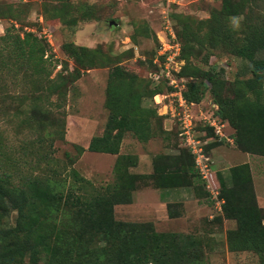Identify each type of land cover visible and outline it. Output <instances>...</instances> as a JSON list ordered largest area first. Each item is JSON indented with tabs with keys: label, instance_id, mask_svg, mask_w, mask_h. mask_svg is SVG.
<instances>
[{
	"label": "rangeland",
	"instance_id": "rangeland-1",
	"mask_svg": "<svg viewBox=\"0 0 264 264\" xmlns=\"http://www.w3.org/2000/svg\"><path fill=\"white\" fill-rule=\"evenodd\" d=\"M240 2L0 0V38L8 33L22 36L26 31L45 40L47 55L52 56L48 67L55 66L49 81L57 73L64 71L66 74L75 68L74 60L62 51L65 44L85 47L90 54L101 53L110 65L87 70L72 84L67 79V86L60 90L65 93L62 96L51 94L47 78L32 75V69L26 70L15 62L0 67V174L11 175L13 188L22 187L28 181H34L38 186L49 181L52 188L57 187L55 189L64 192V196L69 191L100 196L117 181V157H131L134 159L133 166L128 165L126 171L137 175L139 180L131 194V203L113 208L114 221L119 230L195 235L200 240V252L206 264H260L253 253H230L227 250L226 232L236 229L235 220L224 218L216 222L214 219L221 214L223 204L217 176L229 189L230 168L244 162L250 168L264 228L263 156L243 153L234 143L227 142L208 148V151L204 148L209 159V182L202 178L195 166L198 177L193 180L192 189L188 188L184 190L185 195L169 200L161 195L164 190L153 185L151 177L156 176L154 163L188 150L180 141L175 122L168 116H162V110L156 111L163 121L153 124L154 136L147 142L139 141L128 132L124 134L117 156L88 151L78 153L79 147L86 149L90 140L101 136L105 129L109 116L105 104L112 65L136 75L137 92H141L144 84L148 86L147 91H169L165 85L154 86L149 80L152 58L159 46L158 37L166 32L167 19L184 46L182 67L188 62L205 71H222L223 87L206 90L202 101L196 104L197 114L212 111L217 100L234 98V83L251 78L250 63L234 56L228 43L219 41L215 34L214 39L218 42L213 44L215 42L209 35L213 25L205 23L215 11L228 7L239 12V16L230 17L224 23L238 32L243 20L241 11H246L250 2L254 10L264 16V0H247L244 7L240 6ZM111 22L115 25H110ZM45 34H50V38H45ZM4 45L5 41L0 40V49ZM259 57H264V54ZM188 73L179 75L184 89L190 81ZM41 85L43 87L36 90ZM261 97H264V92ZM141 105L156 109L153 98L148 94L143 96ZM33 107L38 111L36 114L31 113ZM225 130L229 137H234L235 130L230 124H226ZM197 131L201 137L206 134L200 125ZM211 143L214 142L209 140ZM193 159L195 163L194 156ZM215 200L219 201V206ZM168 205H171L170 208H167ZM168 210L177 217L169 218ZM0 219L5 228H12L16 212L11 211L5 220ZM173 259V264H182L179 258ZM25 264H29L28 260Z\"/></svg>",
	"mask_w": 264,
	"mask_h": 264
},
{
	"label": "trees",
	"instance_id": "trees-1",
	"mask_svg": "<svg viewBox=\"0 0 264 264\" xmlns=\"http://www.w3.org/2000/svg\"><path fill=\"white\" fill-rule=\"evenodd\" d=\"M246 1L241 0L240 6L244 7ZM252 4L250 2L246 11L242 9L243 20L238 32L224 23L230 17L239 16V12L228 7L215 11L217 16L214 13L205 24L213 25L212 31L209 30L213 44L218 42L214 39L215 34L219 41L228 43L234 56L250 63L251 78L234 83V98L217 100L215 115L234 128L235 135L231 138L239 151L264 157V97H261L264 92V57H259L264 54V16L256 12ZM177 38L182 46L183 60L184 46L180 37ZM0 40L5 41L0 49L1 68L15 62L26 70L32 69V75L47 78L51 94L58 96L65 95L60 90L67 86V79L72 84L87 70L110 66L101 53L90 54L85 47L65 44L62 51L74 60L75 68L66 74L59 72L49 81L55 66L48 67L52 56L47 55L45 40L26 31L22 36L8 33ZM152 66V70L155 69ZM111 68L105 104L109 116L105 129L101 136L90 140L86 149L79 147V155L88 151L117 156L125 133H132L139 141L147 142L154 136L153 124L163 121L158 117L157 109L141 105L143 96L148 94L153 98L160 92L155 89L147 91V84L137 92L136 75L118 65ZM187 73L190 81L183 96L188 103L198 104L207 89L223 87L222 71H205L187 62L180 75ZM37 112L35 107L31 108L32 114ZM203 129L206 134L202 139L213 136L210 129ZM218 144L221 142L205 148L208 151ZM133 161L128 156L117 157V181L100 196L70 191L64 196V192L52 188L49 181L42 186L28 181L22 187L13 188L11 175L0 174V218L5 220L11 211L16 212L12 228H5L0 219V264H25V260L29 264H173V257L182 260V264H206L200 252V240L195 235L156 234L146 230L123 232L118 229L113 208L131 203V194L139 180L137 175L126 171L128 165L133 166ZM194 164L188 151L160 159L154 163L156 176L151 177L154 187L172 190L192 186L198 177ZM217 177L223 204L221 214L214 221L225 218L237 223L235 230L226 232L227 250L230 253H253L259 263L264 264L262 211L256 203L249 166L243 164L230 168L229 189ZM168 217L176 218L177 215L168 210Z\"/></svg>",
	"mask_w": 264,
	"mask_h": 264
},
{
	"label": "built area",
	"instance_id": "built-area-1",
	"mask_svg": "<svg viewBox=\"0 0 264 264\" xmlns=\"http://www.w3.org/2000/svg\"><path fill=\"white\" fill-rule=\"evenodd\" d=\"M173 1L174 0H168ZM165 33L159 38V46L153 59L154 70L149 72V80L154 86L165 85L169 91L158 93L153 96V101L158 111H163L162 116H168L175 122L178 129V136L183 146L194 156L195 166L202 178L209 182V159L204 148L213 142H227L233 144L234 141L226 134V123L221 122L215 115L217 106L213 105V110L205 114H197L196 104L188 103L183 96L184 85L180 79V71L183 66L181 59L182 46L176 37L172 24L166 20ZM45 38H50V34H45ZM212 131L213 136L202 139L197 131V125ZM204 136V135H203ZM217 206L219 201L215 200Z\"/></svg>",
	"mask_w": 264,
	"mask_h": 264
},
{
	"label": "crops",
	"instance_id": "crops-1",
	"mask_svg": "<svg viewBox=\"0 0 264 264\" xmlns=\"http://www.w3.org/2000/svg\"><path fill=\"white\" fill-rule=\"evenodd\" d=\"M152 64H153V62H152ZM243 164H246V163H242V165ZM218 183H219V179H218ZM192 186H193V184H192ZM192 186H190V187H185V188H178V189H172V190H164L162 193H161V195H163V197L165 198V199H172V198H175V196H180V195H185V193H184V190H186V189H192Z\"/></svg>",
	"mask_w": 264,
	"mask_h": 264
},
{
	"label": "water",
	"instance_id": "water-1",
	"mask_svg": "<svg viewBox=\"0 0 264 264\" xmlns=\"http://www.w3.org/2000/svg\"><path fill=\"white\" fill-rule=\"evenodd\" d=\"M110 25H115V23L111 22Z\"/></svg>",
	"mask_w": 264,
	"mask_h": 264
}]
</instances>
